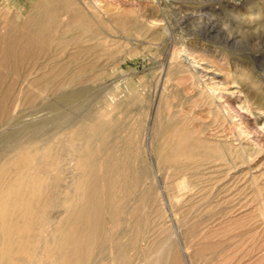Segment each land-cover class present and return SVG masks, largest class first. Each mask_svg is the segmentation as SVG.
I'll return each mask as SVG.
<instances>
[{"label":"bare ground","instance_id":"1","mask_svg":"<svg viewBox=\"0 0 264 264\" xmlns=\"http://www.w3.org/2000/svg\"><path fill=\"white\" fill-rule=\"evenodd\" d=\"M34 4L36 12L29 11L22 30L12 24L0 34V65L24 68L28 73L22 81L35 88L32 95L20 91L7 103L2 98L9 95L3 90L0 97V264H165L169 256L173 264H180L181 252L170 242L172 234L158 238L161 212L155 207L158 217L153 218L145 215L146 209L158 206L162 182L175 187L173 198L197 199L208 207L225 199V187L235 179H228L233 169L249 165L247 171L257 183L260 174H252L251 164L264 154V121H259L264 110L247 107L248 96L237 94L244 92L241 84L228 85L212 63L193 55V43L212 50V45L201 43L214 31L212 26L189 34L180 23L175 34L174 26L158 18L160 14L157 18L139 14L117 35L110 18L116 11H108L112 7L103 0ZM79 7L93 17L102 12L107 26L91 32L86 24L82 35L65 31L74 26ZM171 31L173 37L167 39ZM137 35L164 40L160 44L168 48L167 59L159 66V99L151 103L152 116L145 119V109L135 110L130 100H124L119 82L113 84L117 77L105 85L98 105L85 106L83 97L89 89L67 87L83 82V73L99 71L103 52L113 55L120 51L121 39L129 43ZM91 56L97 63L90 65ZM61 73L67 77L59 87H66L53 92L57 95L53 99L45 100L47 95L40 101L38 117L32 112L24 115L20 105L34 106L45 91L34 84L51 86L52 76ZM175 75L190 79L196 93L189 100L197 106V99H202L213 123L196 127L187 118L190 115L172 113L169 102L164 113L161 101ZM3 78L0 70V82ZM71 108L77 110L75 116H69ZM224 119L236 132L225 130ZM216 181L221 182L215 193L209 188ZM258 197L264 202L263 194ZM208 230H200L198 238H208Z\"/></svg>","mask_w":264,"mask_h":264},{"label":"rangeland","instance_id":"2","mask_svg":"<svg viewBox=\"0 0 264 264\" xmlns=\"http://www.w3.org/2000/svg\"><path fill=\"white\" fill-rule=\"evenodd\" d=\"M34 2L36 0H0V34L8 31L12 24L16 26L18 31L22 30V23L28 18L29 11L30 14L36 12ZM103 2L109 3L112 7L108 11H116L114 15H110V18L111 22L117 25V31L114 32L117 35L124 29L123 25H127L133 19L132 17L139 14L147 18H157L160 14L158 18H163V23H168L171 28L174 26L172 28L174 32L182 28L179 26L180 23L184 28L183 32L187 31L189 34L194 31L205 32L212 26L214 31L208 34V40L204 38V41H201V43L212 45V50L203 49L198 47V44L193 43V55L201 61L203 60L202 62L212 63L222 73L220 78L227 81L228 85L233 81L232 84H241L244 92L237 94L240 97L248 96L249 100L246 102L249 103L245 102L247 107L252 109L254 106L253 109L257 107L255 110H264V0H103ZM76 9L77 12L73 16L74 26L67 27L65 31H74L82 35L85 32L83 27L86 24L91 27V32L102 30L107 26L108 20L102 16V12L98 11L97 15L93 17L85 12L82 7ZM184 15L187 18L183 17ZM177 21L178 24H176ZM172 31L167 39L173 37ZM176 32L175 34H177ZM121 40L123 42L118 46L120 51H113V55L111 52V54L103 52L104 55L100 57L98 62L102 64L98 67H101L99 71L90 70L83 73V82L70 85L67 88L80 86L88 88L89 91L83 97V104L85 106L98 105V100L106 93L105 85L110 82L111 78L117 77L113 84L119 82L121 89L118 91L124 94V100H130L131 106L135 110L145 109L147 111L145 119L148 118L149 120V117L152 116L151 103L159 99L156 91L159 66L166 61L168 48L160 44V41L164 40H153L143 35L133 37L129 43L124 42V39ZM188 41L190 42V39ZM50 43V47L55 44L54 41ZM180 44L178 43L176 46ZM100 47L102 48L103 45ZM169 52H172V48L169 49ZM43 59L44 57L41 60ZM87 60H89L90 65L95 61L97 63L94 56L89 57ZM114 66H116V70L112 72L111 69ZM23 69L14 67V65H0V70L4 74V78L0 82V97L2 90L9 95V97L6 96L7 98L4 97L5 99L2 98L4 102L7 103L8 98L15 97L20 94V91L25 95L35 93L33 85L32 88L28 86V80L22 81L28 73ZM36 74L30 75V77H34ZM183 75H175L168 82L170 90L161 101L162 110L165 114L167 113L166 106L169 102L172 105V113L180 111L181 114L184 113L186 116L192 115L191 117L187 116V118L196 127L213 123L212 115L207 111L208 106L203 105L202 99H197V106L189 100L196 92L190 83V79L187 81L181 78ZM65 77H67L65 73L53 75L54 84L51 86L34 84L35 87H40L45 91L36 98L34 106L27 103H24V106L23 104L20 105V109L24 110L22 113L26 115L30 112V114H34L33 117H38L39 115L36 114L35 109L40 101L47 95L49 97L45 100L56 97L57 95L53 92L66 87H59ZM8 85H10L9 90H6L5 88ZM133 88H136L135 93L132 91ZM137 94L140 99H136ZM191 106L192 108H190ZM181 108H184V112ZM233 109H236V107H232ZM67 112H71L69 116L77 114V110L74 108ZM253 119L250 116L245 117V120H251L254 123L255 120ZM259 121L261 123L264 119ZM223 122L228 133L229 131L230 133L236 132L232 126H228L229 123L226 119ZM228 127L233 128V131ZM207 134L210 135L209 132ZM251 166L254 167L252 174H260L257 178L259 179L258 182H253L250 177V173L247 171L249 165H245L239 170L233 169L231 177L229 176L228 179H235L229 186L225 187V199L216 200L212 207H208V204L202 205V201L197 199L173 198L171 193H173L175 187L162 182V191L160 192L162 196L161 200L157 202V204L159 203L158 206L151 209L147 208L145 215L156 218L158 217L156 208L159 209L163 225L158 230V238L161 236L160 239L163 240L168 237V234L170 236L172 234L173 241L171 239L170 242L177 245L181 252L179 261L183 263H178L264 264V202L258 197L260 194L264 195V154L258 156ZM255 166H258L257 169H255ZM220 182L216 181L209 189H213L215 193L219 192ZM155 185L159 190L157 184ZM158 185L160 184L158 183ZM261 190L263 193H261ZM224 216L226 217L222 219ZM192 220L195 221L196 226L194 221L192 223ZM173 225L176 227L174 226V228ZM200 230H208L209 237L201 238L203 241L200 240ZM203 243H206L207 247H204ZM208 244L211 251L206 250L209 249ZM211 244L213 247H211ZM199 247H203L206 253H201L202 250ZM154 259L155 257L151 261ZM166 260L168 262L165 261V264H173L171 256ZM103 264H107V262H103ZM161 264H164V262Z\"/></svg>","mask_w":264,"mask_h":264}]
</instances>
